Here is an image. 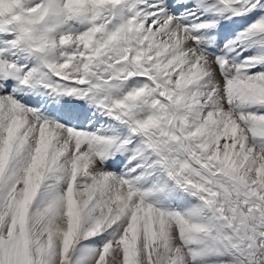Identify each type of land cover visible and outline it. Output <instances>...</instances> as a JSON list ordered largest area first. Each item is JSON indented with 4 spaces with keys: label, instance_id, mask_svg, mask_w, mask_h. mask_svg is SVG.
Segmentation results:
<instances>
[{
    "label": "snow or ice",
    "instance_id": "1",
    "mask_svg": "<svg viewBox=\"0 0 264 264\" xmlns=\"http://www.w3.org/2000/svg\"><path fill=\"white\" fill-rule=\"evenodd\" d=\"M0 264H264V0H0Z\"/></svg>",
    "mask_w": 264,
    "mask_h": 264
}]
</instances>
